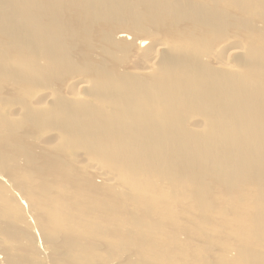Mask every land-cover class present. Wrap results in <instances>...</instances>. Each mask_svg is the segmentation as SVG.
<instances>
[{
  "label": "bare ground",
  "instance_id": "bare-ground-1",
  "mask_svg": "<svg viewBox=\"0 0 264 264\" xmlns=\"http://www.w3.org/2000/svg\"><path fill=\"white\" fill-rule=\"evenodd\" d=\"M253 2L264 4V0H0V78L35 82L45 74L51 83L60 84L72 75L73 69L79 71L81 79H72V83L82 89L80 94H71L67 101L54 98L59 102L54 104L49 92L40 103L41 110L47 106V111L38 112L42 113L38 118L60 132V143H85L97 151L96 155L104 153L113 166L123 165L124 174L145 172V182L150 181V186L145 185L148 189L157 190L166 181L162 188L172 193L186 185L188 206L194 207L206 230L214 228L213 234L216 233L215 219L219 215H232L223 220L226 223L239 220L240 236L252 243L250 258L255 254L256 264L262 254L256 255L255 245L264 246V32L258 30H264V23H259L261 27L257 29L253 21L244 18L252 11L249 8ZM183 21L187 24L182 29L178 25ZM219 30L233 39V43L223 42L218 34V41L235 55L234 60L227 63L222 57H214V64L210 59L212 64L206 63L209 68L204 67L199 47L208 44ZM154 38L159 54L141 57L136 52L141 62L146 58L145 63L122 67L134 70L130 74L136 78L120 76V67L110 58L118 51L135 50V46L143 49L146 40ZM247 39L248 44L244 42ZM235 41L248 46H238ZM6 59L15 62L7 63ZM21 64L28 70L35 66L40 73L35 76L29 71L23 75ZM192 110L204 119L194 123L185 119ZM177 113L183 118L177 119ZM39 119L23 120L38 124ZM11 123V127L17 125ZM186 124L190 125L188 129ZM196 128L202 131H195ZM8 137L12 138L10 151L17 152L10 133L3 137L0 133V195L10 184L16 202H22L18 196L27 202L26 196L53 195L49 178L34 173L27 179L20 173L24 166L39 169L44 165L54 172L59 183L70 178L60 158L52 153H43L44 158L37 159L26 152L19 161L10 157L14 171L8 173L11 165L5 158L1 139ZM112 143L115 146H110ZM93 166L100 183L98 189L92 187L86 199L91 207L116 191L110 187L112 193H107L100 185H114L118 180L116 173ZM31 179L36 192L25 187ZM241 188L245 203L237 209L216 199H233L240 195L236 191ZM77 195L81 196L79 191ZM53 199H57L58 208L55 229L62 237L55 242L43 239L42 245L34 243L35 253H30L18 240L19 228L8 221V215L0 213V264H74L70 259L72 241L104 244V219L99 211L77 207L70 210L62 195ZM2 200L6 202L7 198L3 196ZM118 203L115 205L121 208L123 203ZM112 206L107 199L105 210H112ZM53 207L45 203L41 209L49 212ZM195 221L198 222L197 217ZM24 224L34 234L38 231V223ZM124 227L118 231L109 222L104 232L113 240L130 237L132 231H122L127 226ZM63 257L69 258V262ZM252 262L249 259L247 263Z\"/></svg>",
  "mask_w": 264,
  "mask_h": 264
},
{
  "label": "rangeland",
  "instance_id": "rangeland-1",
  "mask_svg": "<svg viewBox=\"0 0 264 264\" xmlns=\"http://www.w3.org/2000/svg\"><path fill=\"white\" fill-rule=\"evenodd\" d=\"M253 9H256V13H251ZM249 10L252 11L244 18L253 21L255 27L258 29V27H261L262 23H264V4L257 5L255 3L254 5L253 2V7L249 8ZM259 23L261 25H259ZM180 24L178 27L183 29L186 27L187 21L180 22ZM228 26V24L225 25L226 28H228ZM243 26L245 28H247L246 26L250 28L249 25L244 23ZM263 27L264 24L262 28ZM258 30L264 32L261 28ZM183 32L185 34V31ZM219 33L222 36L218 35ZM216 35L214 34L210 38L208 44L201 46V48L199 47V53L201 52L199 56L202 57V64L204 67L209 68L206 63L212 64L211 61H208L210 59H212V61L215 60V58L216 60L222 59L227 63H232V60H234L235 55L230 51L228 52L224 44L218 41V36L222 38L221 41L223 42H228V40H230L229 43H233V39L228 35L225 36L224 32L221 30L216 32ZM216 39L217 42H215ZM151 40H146L147 44L143 49L139 50L133 44L135 50L131 49L129 52L118 51L115 57L110 58L113 63L120 67L117 69V73L120 76L124 78L134 77L130 74L133 73L134 70L122 67L127 66L131 68L139 66L140 63L141 65L145 63V57L142 58L144 61L141 62L136 56L139 55L142 57V55L148 56L150 54V57L153 54H159L160 50H157L158 48L156 47L157 39L154 38ZM128 42L131 43V41ZM211 42L215 43L212 44ZM241 42H243V40ZM244 42L248 44V39ZM234 43L238 44V46L243 44L237 41ZM211 44L214 45V47H212ZM247 46L242 45L241 47L246 48ZM204 49L207 51H204ZM212 50L214 52L211 55ZM136 52L138 55H136ZM202 52L208 56L205 55L203 57ZM220 57L222 58L220 59ZM205 58L207 59L204 62ZM148 60L149 59H147V61ZM6 61L7 63L15 62L11 59H6ZM214 62L215 61H213V64ZM13 68L17 69V63L13 65ZM21 70L24 72L23 75L29 71L35 76L40 73V70H37L35 66H32V68L28 70L23 64H21ZM208 71H210V69H208ZM150 75L152 76V74ZM72 79L74 82L81 79L79 71L77 72L73 69L72 75L66 77L60 84L57 81L51 83L52 80L45 74L42 78H37L35 82L26 81V78L25 80H8L6 77L0 78V133L3 137L5 133L9 132L16 141L14 143V149H17V152L10 151L9 143L12 138H1L4 143L3 150L5 158L11 165V169L7 170L8 173H11L12 169L14 171V163L11 164L13 161L10 160V157L13 160L17 159V161H19L23 159V155H25L26 152H30L33 156L37 157V159L44 158L42 156L43 153L57 155V158H60L59 161L70 175V178L64 183H59L53 177L54 172L48 170L44 165L40 166L39 169L38 167L24 166L21 168L20 173L27 179L34 173L41 178H49L48 182L51 185L53 195H48V198H44L43 195L26 196L28 199L27 202H23L21 197L18 196L17 198L22 201L20 203L16 202L14 198L13 192L15 190L11 187V184L10 187H5V189H3L0 195V213H6V217L8 215V221L19 228L20 236L17 238L19 241H22V244L26 246L27 249H30V253H35V251H37L34 243L42 245L43 239L48 242H55L62 237L61 232L55 229L58 224V208L55 206L57 199H53L55 195H62L70 210L77 207L82 210L99 211L101 218L104 219L102 235L104 241L103 245L98 244L94 246L90 245V243H79L76 240L72 241L73 254L70 256V259L74 264H249L247 263L249 259L250 262L253 261L252 264L255 263L256 256L254 253V255H252V260L250 258L252 243L244 241V238L240 236L242 228L239 220L237 219L233 222L226 223L223 220L232 215H219L215 219V224L217 226L216 233L213 234L215 231H213L214 228L212 227V229L206 230L203 219L199 215H195L193 206H188V198L186 196L188 190L186 185H182L179 189L173 190L172 193L162 188V186L167 185L164 184L166 181L161 183V188L159 187L157 190L148 189L147 186H150V181L148 183L145 182V172H138L139 174H124L123 165L113 166L112 160L104 153L99 152L98 155H96L97 151H94L93 148H90V146L85 143H60V132L52 130L48 125H44L42 120L38 118V115L42 113L38 112L47 111V109L45 110V108H47V106H45L46 104L44 105L45 108H43V106V110H41L40 103L42 102V98L49 92L52 94V99L59 98L63 101H67L71 98L70 95L75 94V92L76 94H80L82 89L79 86L76 87L75 84L72 83ZM42 94L44 95L42 96ZM54 102L59 104L58 99H54L52 103ZM14 114H17L18 117L12 116ZM176 115L178 116L177 119L183 118L178 113ZM202 116L203 115L198 117L195 110H192L189 112L188 116H185V119L194 123L198 120H203L204 117ZM28 117L39 119L40 123L37 124L34 120L25 123L23 119ZM9 118L12 119V121L10 120L11 122H17L15 127H11L12 123L9 121ZM162 124L161 122V125ZM188 126L190 125H187V129L189 128ZM198 129L200 128H196L195 131H202ZM11 131H13L14 134H12ZM192 131L194 132V130ZM120 133L121 132L118 134L120 135ZM143 145H145V143H143ZM110 146L115 145L112 143ZM85 158H87V161ZM135 160H138V158L136 157ZM143 161L145 163V160ZM20 163L22 164L23 161H20ZM93 165H98V168H103L110 173H116L114 176H117V182L120 181L119 183L116 182L114 185L104 183L100 185L107 193H109L110 187L115 188L113 190L116 191L113 196L101 198V201H99L95 207H91L89 200H86L90 195L92 187L95 185L96 189H98V184L100 183L96 174L93 172ZM118 176H120V178ZM8 179L13 182L11 178ZM125 184L128 185L125 187ZM13 185L14 187L16 186L14 182ZM117 186L119 188H116ZM25 187L36 192V184L32 179ZM192 187L195 188V186ZM77 191L80 192L81 196L77 195ZM236 192L240 195L237 197L229 195L235 197L233 199H230L228 196H218L216 199L220 203H228L227 207L230 209H237L238 206L245 203V199L242 196L244 188ZM110 193L112 192L110 191ZM262 194L264 196V186ZM3 196L7 198L6 202L2 200ZM107 199H110L113 204L111 207L112 210L110 211H106V207H104L107 205ZM117 202H119L118 204L123 203V209H121L122 206L120 208L115 205ZM255 202L257 203L258 201L256 200ZM45 203L54 205V207L49 212H44L41 208ZM79 205H82V207L80 208ZM32 216L37 218L36 222L31 218ZM196 217L198 218V222L195 221ZM109 222L113 223L118 231L121 230V227L127 226L126 228L124 227L125 229H122V231H126L129 228L132 234L130 237L124 236L117 238V240H113L104 232V230L108 228ZM24 223H38V231L36 230V234H34L33 231H29V226ZM210 230L212 232H210ZM205 233L207 237L204 236ZM65 243L71 244V241L66 240ZM260 247H256L255 245V250H258L256 255L262 254L256 264H264L262 258L264 255V246ZM29 251L26 253H29ZM28 256L29 254H26V257ZM63 258L66 263L69 262V258Z\"/></svg>",
  "mask_w": 264,
  "mask_h": 264
}]
</instances>
